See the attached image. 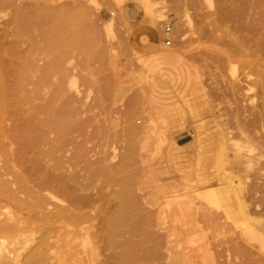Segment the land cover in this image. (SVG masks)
I'll return each instance as SVG.
<instances>
[{"label": "rangeland", "instance_id": "374dc122", "mask_svg": "<svg viewBox=\"0 0 264 264\" xmlns=\"http://www.w3.org/2000/svg\"><path fill=\"white\" fill-rule=\"evenodd\" d=\"M41 1L16 0L36 61L61 58L46 113L59 173L77 174L71 190L107 213L129 204L113 264L123 252L137 264H264V0H47L61 12L59 47ZM4 9L2 27L15 16ZM257 143L254 168L238 164ZM218 181L247 189L255 219L237 217V201L211 212L196 199Z\"/></svg>", "mask_w": 264, "mask_h": 264}, {"label": "bare ground", "instance_id": "6f19581e", "mask_svg": "<svg viewBox=\"0 0 264 264\" xmlns=\"http://www.w3.org/2000/svg\"><path fill=\"white\" fill-rule=\"evenodd\" d=\"M41 2L43 5L36 10L40 12L38 16L49 25L52 45L59 47L61 32L55 20L61 12L50 1ZM7 6L13 7L15 16L5 21V27L0 23V264H113L117 238L125 232L122 229L129 215L128 201L122 199L113 213H107L105 209L113 210L112 206H98L93 196L76 195L71 190L70 183L78 182L77 174L67 178L66 173H59L64 166L62 160L54 157V147L49 143L48 121L51 120L46 113L50 105L47 97L50 76L61 67L62 64H57L61 58L58 55L55 63L40 65L35 57L37 51L34 53L35 49L23 39L25 28L30 26L31 12H26L16 0H0V19L8 15L4 12ZM160 20L165 22L167 17L162 15ZM150 22L156 25L154 20ZM80 39L78 35L75 38ZM32 40L35 43L36 39ZM258 144L261 143L252 148L240 147L236 151L237 163L254 168L251 153L258 150ZM261 150H264V141ZM218 182L211 188L199 190L196 199L210 211V207L222 202L234 204L237 201V217L250 222L255 219L250 218L251 212L247 211V189L240 183L237 186V182L235 185ZM219 213H212L217 223L225 214L223 212L221 217ZM104 252H109L105 254L106 261L100 259ZM140 257L143 261V255ZM132 261L128 253H120V263L137 264Z\"/></svg>", "mask_w": 264, "mask_h": 264}, {"label": "crops", "instance_id": "0c3cea01", "mask_svg": "<svg viewBox=\"0 0 264 264\" xmlns=\"http://www.w3.org/2000/svg\"><path fill=\"white\" fill-rule=\"evenodd\" d=\"M127 18L131 21V22H137L140 18L139 16V12L136 8H130L129 11H127ZM165 46L168 47L165 43Z\"/></svg>", "mask_w": 264, "mask_h": 264}, {"label": "built area", "instance_id": "2783aa9c", "mask_svg": "<svg viewBox=\"0 0 264 264\" xmlns=\"http://www.w3.org/2000/svg\"><path fill=\"white\" fill-rule=\"evenodd\" d=\"M171 34H172V27L171 26H167L165 28V35H167L166 39H165V43L168 47H171L173 45V41L171 38Z\"/></svg>", "mask_w": 264, "mask_h": 264}]
</instances>
